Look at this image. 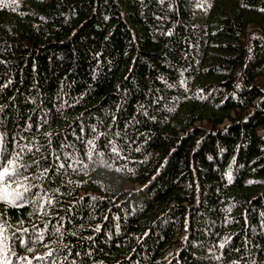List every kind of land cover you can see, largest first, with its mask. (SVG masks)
<instances>
[{
    "label": "trees",
    "instance_id": "16d2710c",
    "mask_svg": "<svg viewBox=\"0 0 264 264\" xmlns=\"http://www.w3.org/2000/svg\"><path fill=\"white\" fill-rule=\"evenodd\" d=\"M14 158L0 264H264V0H0Z\"/></svg>",
    "mask_w": 264,
    "mask_h": 264
},
{
    "label": "snow or ice",
    "instance_id": "6c2138e0",
    "mask_svg": "<svg viewBox=\"0 0 264 264\" xmlns=\"http://www.w3.org/2000/svg\"><path fill=\"white\" fill-rule=\"evenodd\" d=\"M88 143L92 144L93 142L88 141ZM113 150L115 151V149ZM7 165L8 166H5L4 162L0 161V199L8 200V197L11 196V202L13 203V206H20L16 204V201H24L26 198L25 193H28L30 191L31 186L24 183V181L28 180V177L20 171V169L24 167L23 165H16L15 158L8 160ZM59 167L62 168L63 165L61 164ZM48 171L49 169H44V173H47ZM44 173H42L41 175H44ZM229 179H231L230 174ZM12 184H16L17 189L9 192L8 189ZM20 188H23V191H19L18 189ZM221 247H223V244L221 245Z\"/></svg>",
    "mask_w": 264,
    "mask_h": 264
}]
</instances>
